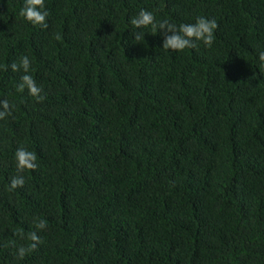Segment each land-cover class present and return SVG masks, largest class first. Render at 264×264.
<instances>
[{
  "label": "trees",
  "instance_id": "obj_1",
  "mask_svg": "<svg viewBox=\"0 0 264 264\" xmlns=\"http://www.w3.org/2000/svg\"><path fill=\"white\" fill-rule=\"evenodd\" d=\"M23 5L0 0V264H264V0H44L47 28ZM141 9L214 42L165 50Z\"/></svg>",
  "mask_w": 264,
  "mask_h": 264
},
{
  "label": "clouds",
  "instance_id": "obj_2",
  "mask_svg": "<svg viewBox=\"0 0 264 264\" xmlns=\"http://www.w3.org/2000/svg\"><path fill=\"white\" fill-rule=\"evenodd\" d=\"M49 12L46 10L44 0H24L23 7L19 10V16L33 25H39L42 28H47L46 18ZM130 24L135 28H142L151 26L154 31L162 30L164 39L162 48L172 51H183L185 48H194L196 45L194 41H201L205 47H211L214 42V30L217 29L218 24L215 19H208L206 17H197L194 23L180 24L179 27L170 24L168 20L156 21L153 13L145 9H141L138 14L130 19ZM133 37L139 41L144 38L143 33H134ZM56 39H60L59 35ZM258 59L264 65V51L258 53ZM31 61L28 56H21L19 64L13 63L11 69L13 72L21 71L25 73L20 77V83L17 85V91L23 92L27 89L29 95L36 98L37 102L44 99L40 95L42 89L37 86L36 81L32 75L29 74ZM7 70V68H5ZM11 105L7 100L0 101V120L11 115ZM15 166L18 173L25 170H35L37 168V155L33 151H29L24 147H19L14 153ZM25 179L22 175L13 176L9 182V190H15L23 187ZM44 220L35 222L37 230L46 228ZM27 239L31 243L25 247L21 245L17 249V257L23 259L27 254L35 251L41 243V239L36 231L29 232Z\"/></svg>",
  "mask_w": 264,
  "mask_h": 264
}]
</instances>
